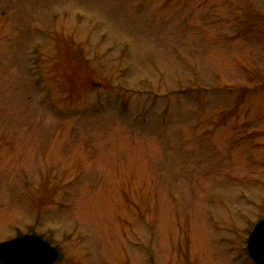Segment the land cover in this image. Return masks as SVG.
<instances>
[{
    "label": "rangeland",
    "instance_id": "rangeland-1",
    "mask_svg": "<svg viewBox=\"0 0 264 264\" xmlns=\"http://www.w3.org/2000/svg\"><path fill=\"white\" fill-rule=\"evenodd\" d=\"M264 0H0V241L54 264H255Z\"/></svg>",
    "mask_w": 264,
    "mask_h": 264
},
{
    "label": "water",
    "instance_id": "water-1",
    "mask_svg": "<svg viewBox=\"0 0 264 264\" xmlns=\"http://www.w3.org/2000/svg\"><path fill=\"white\" fill-rule=\"evenodd\" d=\"M246 251L255 264H264V217L250 232ZM59 251L35 234L0 242V264H54Z\"/></svg>",
    "mask_w": 264,
    "mask_h": 264
},
{
    "label": "flooded vegetation",
    "instance_id": "flooded-vegetation-1",
    "mask_svg": "<svg viewBox=\"0 0 264 264\" xmlns=\"http://www.w3.org/2000/svg\"><path fill=\"white\" fill-rule=\"evenodd\" d=\"M45 239V238H44Z\"/></svg>",
    "mask_w": 264,
    "mask_h": 264
}]
</instances>
